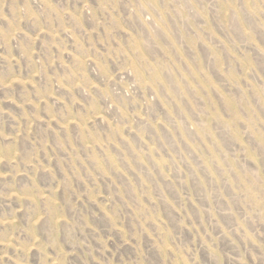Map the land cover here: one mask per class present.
Returning a JSON list of instances; mask_svg holds the SVG:
<instances>
[{
	"label": "rangeland",
	"instance_id": "374dc122",
	"mask_svg": "<svg viewBox=\"0 0 264 264\" xmlns=\"http://www.w3.org/2000/svg\"><path fill=\"white\" fill-rule=\"evenodd\" d=\"M0 264H264V0H0Z\"/></svg>",
	"mask_w": 264,
	"mask_h": 264
}]
</instances>
